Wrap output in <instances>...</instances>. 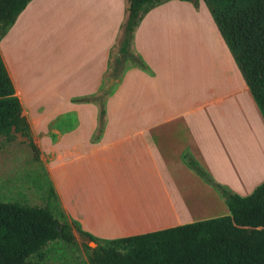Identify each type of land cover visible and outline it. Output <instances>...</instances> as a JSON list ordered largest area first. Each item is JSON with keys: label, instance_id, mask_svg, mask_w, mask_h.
<instances>
[{"label": "crops", "instance_id": "1", "mask_svg": "<svg viewBox=\"0 0 264 264\" xmlns=\"http://www.w3.org/2000/svg\"><path fill=\"white\" fill-rule=\"evenodd\" d=\"M127 7L31 0L0 37L60 216L103 241L228 215L213 182L245 196L264 179L256 101L201 1L142 16L129 47L141 64L120 52Z\"/></svg>", "mask_w": 264, "mask_h": 264}, {"label": "trees", "instance_id": "2", "mask_svg": "<svg viewBox=\"0 0 264 264\" xmlns=\"http://www.w3.org/2000/svg\"><path fill=\"white\" fill-rule=\"evenodd\" d=\"M30 1L0 0V35ZM126 1L128 14L120 52L142 63L129 51L133 31L146 12L168 0ZM184 1L197 4L202 0ZM203 1L264 117V0ZM120 61L116 59L117 64ZM115 69L119 70L120 66ZM13 131L31 137L21 101L0 53V135L10 136ZM30 144L38 153L32 139ZM186 157L199 174L213 182L193 158ZM213 183L225 196L230 214L108 240L107 246L93 250L91 263L264 264V182L247 196ZM79 233L85 235L82 230ZM56 239L73 241L74 235L70 226L60 222L50 207L0 199V264H41L31 256Z\"/></svg>", "mask_w": 264, "mask_h": 264}, {"label": "rangeland", "instance_id": "3", "mask_svg": "<svg viewBox=\"0 0 264 264\" xmlns=\"http://www.w3.org/2000/svg\"><path fill=\"white\" fill-rule=\"evenodd\" d=\"M201 4L217 27L208 6L203 0ZM41 22L43 24L42 29L49 30L51 28L50 15L45 14ZM2 36L3 34L0 35V37ZM223 43L233 55L224 40ZM128 57L129 55L122 54L123 59ZM131 62L141 64L133 59ZM256 107L258 110L255 111L254 109L252 112L251 154L253 161L254 158H258L259 154L264 152V117L258 105ZM30 140L31 138L16 131H13L10 136L0 135V199L7 202L18 201L30 206H50L60 222L65 224V220L56 208L53 195H51V182L48 174L41 165L38 153L31 146ZM263 180L253 177L250 192L252 193L260 182H264ZM68 226L74 235L73 241L65 239L49 241L42 247L40 253L32 255L31 258L40 261L41 264H92L93 250L107 246L108 241L80 234L77 228L69 224Z\"/></svg>", "mask_w": 264, "mask_h": 264}]
</instances>
